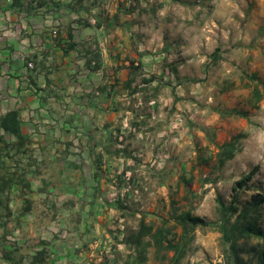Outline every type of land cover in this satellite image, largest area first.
Instances as JSON below:
<instances>
[{
    "label": "rangeland",
    "instance_id": "374dc122",
    "mask_svg": "<svg viewBox=\"0 0 264 264\" xmlns=\"http://www.w3.org/2000/svg\"><path fill=\"white\" fill-rule=\"evenodd\" d=\"M103 1L113 11L108 16L117 9V21L135 23L131 30L139 33L127 52L108 58L102 74L118 105L107 139L113 152L96 156V168L82 171L87 182L70 198L46 206L49 228L35 238L12 235L0 253L14 249L32 258L44 250L46 264H127L136 256L125 240L142 218L157 228L168 223L178 240L176 216L190 211L218 221L219 198L228 204L234 184L251 172L249 185L259 191L242 192L239 207L264 195V100L257 104L252 94L253 85L264 84V0ZM91 18L96 25L97 11ZM173 62L180 63L177 74L168 68ZM252 74L255 83L247 79ZM216 109L247 119L223 118ZM239 134L245 135L239 153L220 168L219 147ZM22 188L33 194L31 186ZM17 190L8 193L9 210L30 207ZM261 216L264 228V206ZM189 237L181 264L225 263L218 232L198 228ZM257 245L252 241L242 254L245 264L255 262L249 251ZM173 255L152 249L149 263L172 264Z\"/></svg>",
    "mask_w": 264,
    "mask_h": 264
},
{
    "label": "crops",
    "instance_id": "0c3cea01",
    "mask_svg": "<svg viewBox=\"0 0 264 264\" xmlns=\"http://www.w3.org/2000/svg\"><path fill=\"white\" fill-rule=\"evenodd\" d=\"M109 7L103 0H0V118L15 111L21 121L20 139L5 135L0 161L6 156L8 167L24 175L16 193L30 205L0 208V248L12 235L35 238L49 228L46 206L70 198L87 182L82 171L96 168V156L113 152L107 139L118 105L102 74L108 58L113 62L139 33L131 30L135 23L117 21V9L108 16ZM95 11L99 27L87 21ZM91 53L100 54L96 71L87 68ZM26 185L33 194L25 195ZM7 252L0 264L32 259L15 252L9 261Z\"/></svg>",
    "mask_w": 264,
    "mask_h": 264
},
{
    "label": "trees",
    "instance_id": "16d2710c",
    "mask_svg": "<svg viewBox=\"0 0 264 264\" xmlns=\"http://www.w3.org/2000/svg\"><path fill=\"white\" fill-rule=\"evenodd\" d=\"M32 1V0H29ZM133 10L128 9L126 14H132ZM97 17V22H98ZM99 27L100 24L96 23ZM212 56L216 59L218 53H213ZM99 53H91L87 60V68L96 71L99 69L98 60ZM179 62H173L168 65V68L173 74L178 73ZM132 63L129 67L131 74H134L138 69ZM93 68V69H91ZM247 79L253 83L258 81L257 74L247 76ZM134 82V79H129L126 86L129 87ZM259 83L253 85L252 94L256 103L264 100V84ZM216 112L223 118L237 116L247 119V114L237 110L216 109ZM0 132L4 135L0 136V144L4 145V149H8V143L4 138L5 135L20 139L21 137V121L19 114L15 111L7 113L0 118ZM245 138V135L239 134L232 141L225 143L219 147L218 166L224 167L229 161H232L236 154L240 151L239 142ZM9 153H7V157ZM1 158V155H0ZM6 156H3V162L0 161V208L8 209L9 205L4 201L3 196L12 191L20 184L22 175H17L16 171L8 167L5 162ZM1 160V159H0ZM254 172L246 175L241 180L237 181L233 186L234 196L232 200L225 204L222 198H219L220 218L216 222H209L204 218L193 215L190 211L184 212L176 216L177 226L182 228V234L177 239V234L174 228L169 227L168 223L164 222L161 227H156L154 223H147L145 219H141L138 229L133 231L125 240L126 244L135 253V259L127 264H150V253L155 249V253L160 255L163 251H173L174 255L170 259L172 264H181L186 256V247L190 241L191 232L196 229L212 230L221 235V243L225 252L224 264H245L242 254L246 253L252 241L257 242V247H253L249 252H254L255 262L250 264H264V228L261 226V209L264 206V195L257 196L252 201L246 203L243 207H239V197L242 192L257 190L255 186L249 185ZM29 188V185H26ZM27 207L26 209H29ZM15 251L11 250L5 254V259L11 261ZM47 254L43 250L32 256L29 264H46ZM223 264V263H218Z\"/></svg>",
    "mask_w": 264,
    "mask_h": 264
},
{
    "label": "built area",
    "instance_id": "2783aa9c",
    "mask_svg": "<svg viewBox=\"0 0 264 264\" xmlns=\"http://www.w3.org/2000/svg\"><path fill=\"white\" fill-rule=\"evenodd\" d=\"M90 21H91L92 24H95V20H94L93 18H91ZM28 67L31 68V69H33V68H34L33 63H30V64L28 65Z\"/></svg>",
    "mask_w": 264,
    "mask_h": 264
}]
</instances>
